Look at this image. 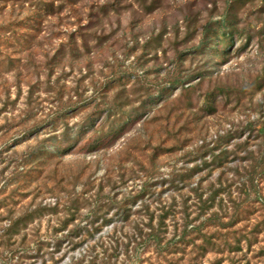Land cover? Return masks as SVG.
Returning a JSON list of instances; mask_svg holds the SVG:
<instances>
[{
  "label": "rangeland",
  "instance_id": "obj_1",
  "mask_svg": "<svg viewBox=\"0 0 264 264\" xmlns=\"http://www.w3.org/2000/svg\"><path fill=\"white\" fill-rule=\"evenodd\" d=\"M0 264H264V0H0Z\"/></svg>",
  "mask_w": 264,
  "mask_h": 264
}]
</instances>
